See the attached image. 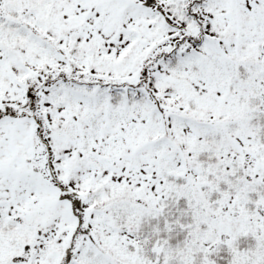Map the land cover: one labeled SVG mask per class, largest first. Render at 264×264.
Returning a JSON list of instances; mask_svg holds the SVG:
<instances>
[{"label": "snow or ice", "instance_id": "snow-or-ice-1", "mask_svg": "<svg viewBox=\"0 0 264 264\" xmlns=\"http://www.w3.org/2000/svg\"><path fill=\"white\" fill-rule=\"evenodd\" d=\"M0 264H264V0H0Z\"/></svg>", "mask_w": 264, "mask_h": 264}]
</instances>
